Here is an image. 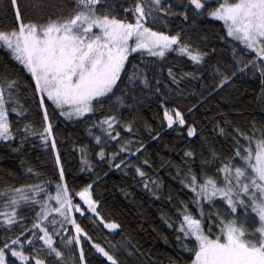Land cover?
I'll return each mask as SVG.
<instances>
[{
	"label": "snow or ice",
	"instance_id": "6c2138e0",
	"mask_svg": "<svg viewBox=\"0 0 264 264\" xmlns=\"http://www.w3.org/2000/svg\"><path fill=\"white\" fill-rule=\"evenodd\" d=\"M210 2L185 0L181 5L183 10L177 12L171 0H134L130 4L123 0L115 5L110 0H72L70 10L67 4L53 6L49 0H33L29 7L35 10L36 18L24 23L19 0H9L17 28L0 31V46L10 52L20 70L34 82L35 100L42 112L44 127L39 132L31 123L13 128L10 114L27 119L29 110L19 98L20 81L5 76L0 78V142L11 146L20 136L19 146L13 149L20 152L30 136H38L54 153L59 180L54 193L47 181L0 189V264H66V256H76L79 264H88L85 243L104 258L105 264H120L119 249L110 251L93 241L77 220L75 214L97 227L102 225L109 232L120 228L118 223L101 216L91 184L75 193L82 204L74 202L53 136L48 102L66 120L83 119L113 98L116 106H129L126 102L129 86L139 83L145 88L151 87L147 72L139 65L128 75L126 64L131 63L129 57L134 53L161 61L175 53L178 57H187L193 64L203 63L207 53L185 43L181 33L169 34L154 30L153 26L167 27L168 18L176 15L187 21L189 11L202 17ZM50 7L57 11L48 14ZM208 16L222 21L226 37L242 46L240 55L247 62L238 70L258 72L264 82V0H219ZM143 63L147 67L151 61ZM167 75L173 84L179 85L172 68ZM229 79L224 77L221 87ZM160 83L156 80L157 85ZM155 91L161 94L159 87ZM117 92L121 94L117 96ZM161 109L168 128L186 127L189 138L197 136L196 128L186 125L181 111L168 108L164 100ZM92 127L101 133L93 135L91 129L88 131L99 146L97 156L101 161L107 156L109 144L120 142L117 128L133 132L131 124L121 126L114 115L106 116ZM235 132L230 156L221 157L210 151L209 159L201 163V174L197 175L189 165L181 180L192 198L187 203L181 201L176 208L180 217L176 231L181 234L177 240L186 251L194 253L192 264H264V129H256L251 135L239 129ZM220 133L223 135L224 129ZM127 144H120L119 150L109 157L110 163L121 153L130 152ZM141 150L142 145L130 155L135 156ZM79 152L81 170H91L88 148L80 147ZM184 156L194 162L193 151H186ZM121 165L132 167L123 158L114 167L119 169ZM211 168H215L214 175H208L207 170ZM135 171L141 178L146 176L138 166ZM27 172L38 176L32 168ZM152 183L159 187L156 181ZM144 187L152 191L148 183ZM24 211L34 212L30 227L25 223ZM165 222L168 227H174L173 223ZM213 228L219 231L215 238ZM183 241L195 242V247Z\"/></svg>",
	"mask_w": 264,
	"mask_h": 264
},
{
	"label": "trees",
	"instance_id": "16d2710c",
	"mask_svg": "<svg viewBox=\"0 0 264 264\" xmlns=\"http://www.w3.org/2000/svg\"><path fill=\"white\" fill-rule=\"evenodd\" d=\"M110 2L115 5L123 0ZM126 2L130 4L134 0ZM171 2L177 12L183 10L181 5L185 0ZM218 2L219 0H211L210 6H206L208 11L214 10ZM19 3L23 22L33 21L36 12L29 7L33 0H19ZM49 4H67L70 10L72 0H49ZM55 11V7H50L48 14ZM208 11L202 17L189 11L187 21L176 15L168 18L167 27L153 26L157 31L181 33L185 43L207 55L203 63L196 65L187 57H178L175 53L169 54L163 61L141 57L139 53L132 54L129 57L131 63L126 64L128 75L132 74L135 65H139L147 72L151 87L145 88L139 83L129 86L131 90L127 92L126 101L129 106L118 107L113 98L102 109L83 119L66 120L48 102V114L54 125L53 136L57 142L66 182L75 197L74 202L82 204L75 193L91 184L92 196L98 201L101 216L106 221L118 223L120 228L109 232L102 225L97 227L85 217L75 214L77 220L93 241L110 251L119 249L120 264H192L194 253L182 247V242L177 240V236L181 234L176 231L180 219L176 208L181 201L187 203L192 198V194L181 184L188 166L191 165L197 175H200L201 163L209 159L210 151H215L221 157L232 154L235 130L251 135L256 129H264V82L258 72L245 70L241 73L238 70L247 62L240 55L239 49L242 46L226 37L223 22L211 19ZM16 28L17 21L9 0H0V31L10 32ZM144 60L151 63L145 67ZM20 68L11 58L10 52L0 46V78L6 76L20 81L19 98L29 110L27 119L10 114L13 128H23L25 123H31L39 132L43 130L44 121L35 100L34 82ZM169 68H172L180 81L179 85L173 84L168 77ZM233 72L236 75H232ZM224 77L230 79L221 87ZM156 80L161 83L157 85ZM121 87L124 88L123 85ZM157 87L161 94L156 93ZM120 94L116 93L117 96ZM162 100L168 108L181 111L186 125L196 128V137L189 138L186 127H167L161 109ZM110 115L116 116L121 126L131 124L133 132L124 131L123 127L117 128L121 134L120 142L112 141L106 148L105 160L101 161L97 156L99 146L95 145L88 131L91 129L93 135H100L92 126ZM220 129H224L223 135ZM128 141L131 143L127 144ZM19 143L20 136L11 146L0 142V189L47 181L50 182L49 190L54 193L59 173L51 147H45L38 136H30L23 149L16 152L13 149ZM120 144H127L130 152L141 145L142 150L135 156L130 155V152L121 153L110 163L109 157L119 150ZM85 146L89 150L91 170L82 171L79 148ZM186 151L195 153L194 162L184 156ZM121 158L125 163L130 162L132 167L121 165L119 169L115 168L114 165ZM145 160L148 164H144ZM137 166L146 173L144 178L136 174ZM28 168H32L38 176L30 175ZM207 171L208 175L215 174V168ZM152 181H156L159 187ZM145 183L149 184L152 191L144 187ZM22 215L27 217L25 223L30 227L34 212L24 211ZM166 220L173 223L174 227H168ZM217 234L218 229L213 228V238ZM183 243L195 247V242ZM84 249L88 264H105L104 258L95 253L88 243H85ZM65 259L66 264H79L76 256H66Z\"/></svg>",
	"mask_w": 264,
	"mask_h": 264
},
{
	"label": "rangeland",
	"instance_id": "374dc122",
	"mask_svg": "<svg viewBox=\"0 0 264 264\" xmlns=\"http://www.w3.org/2000/svg\"><path fill=\"white\" fill-rule=\"evenodd\" d=\"M3 47V46H2ZM73 120H75V119H73Z\"/></svg>",
	"mask_w": 264,
	"mask_h": 264
}]
</instances>
